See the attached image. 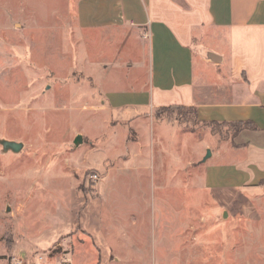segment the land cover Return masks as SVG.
<instances>
[{
    "label": "rangeland",
    "instance_id": "rangeland-1",
    "mask_svg": "<svg viewBox=\"0 0 264 264\" xmlns=\"http://www.w3.org/2000/svg\"><path fill=\"white\" fill-rule=\"evenodd\" d=\"M73 15L65 0H0V140L23 144L0 145V242L18 247L8 264H264L249 200L192 182L204 145L234 128L104 110ZM168 228L184 230L180 258Z\"/></svg>",
    "mask_w": 264,
    "mask_h": 264
},
{
    "label": "crops",
    "instance_id": "crops-1",
    "mask_svg": "<svg viewBox=\"0 0 264 264\" xmlns=\"http://www.w3.org/2000/svg\"><path fill=\"white\" fill-rule=\"evenodd\" d=\"M65 1L66 12L74 10L77 37L85 36L94 48V60L87 61L104 110L183 106L195 108L202 124L257 127L229 141L206 143L197 162L202 172L192 182L202 191L249 200L243 210L252 204L263 234L264 0ZM207 150L210 157L202 162ZM139 156L132 153L133 163ZM77 223L94 240L85 222ZM182 232L179 228L176 236L168 228L165 236L179 238V258ZM12 247L0 242V264H8L18 248Z\"/></svg>",
    "mask_w": 264,
    "mask_h": 264
},
{
    "label": "trees",
    "instance_id": "trees-1",
    "mask_svg": "<svg viewBox=\"0 0 264 264\" xmlns=\"http://www.w3.org/2000/svg\"><path fill=\"white\" fill-rule=\"evenodd\" d=\"M163 108H169L170 111H172L173 109L175 110V112L181 116L182 118H188L190 121L192 122H198L197 121V117H196V110L195 108L192 107H183V106H168V107H163ZM172 109V110H171ZM204 125L207 126H224V127H231L234 128V135H236L237 133H239L242 129L248 128L251 130H256L257 127L255 125H253L251 122H245V123H231V124H217V123H203Z\"/></svg>",
    "mask_w": 264,
    "mask_h": 264
},
{
    "label": "water",
    "instance_id": "water-1",
    "mask_svg": "<svg viewBox=\"0 0 264 264\" xmlns=\"http://www.w3.org/2000/svg\"><path fill=\"white\" fill-rule=\"evenodd\" d=\"M81 143H82V138L80 135H77L73 142L74 147H78ZM0 145L2 146L4 152L11 151L17 154L23 149V144L13 141L0 140ZM209 157H210V151L207 150L204 158L202 159V162H205Z\"/></svg>",
    "mask_w": 264,
    "mask_h": 264
},
{
    "label": "built area",
    "instance_id": "built-area-1",
    "mask_svg": "<svg viewBox=\"0 0 264 264\" xmlns=\"http://www.w3.org/2000/svg\"><path fill=\"white\" fill-rule=\"evenodd\" d=\"M92 179H96V176H91ZM11 264H23L21 260L12 259Z\"/></svg>",
    "mask_w": 264,
    "mask_h": 264
}]
</instances>
